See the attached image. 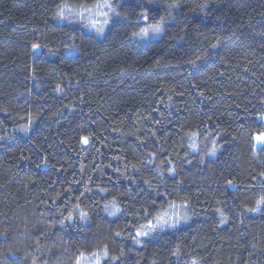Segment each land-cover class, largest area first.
Returning a JSON list of instances; mask_svg holds the SVG:
<instances>
[{"label": "trees", "instance_id": "obj_1", "mask_svg": "<svg viewBox=\"0 0 264 264\" xmlns=\"http://www.w3.org/2000/svg\"><path fill=\"white\" fill-rule=\"evenodd\" d=\"M109 2L0 0V264H264V0Z\"/></svg>", "mask_w": 264, "mask_h": 264}, {"label": "snow or ice", "instance_id": "obj_2", "mask_svg": "<svg viewBox=\"0 0 264 264\" xmlns=\"http://www.w3.org/2000/svg\"><path fill=\"white\" fill-rule=\"evenodd\" d=\"M63 7L64 6H61V13H60L61 16L63 15ZM95 7L97 9H99L101 7L108 8V9H111L112 10V12H113L114 15H117V16L120 15V13H118V12L115 11V9L113 8L112 3H110L109 0H102V4H96ZM85 11H91V10L86 8ZM101 14L103 16H105V17L108 16V13L107 12H103ZM103 23H108V20L105 19L103 21ZM162 24H163V19L161 20V23L160 24L143 28L140 32L133 33V35L140 36V37H147L150 33H156V32L161 31ZM35 47H39V45H36ZM261 119H264V115L261 116ZM255 139L260 142L261 148L264 149V135H260V136L256 137ZM84 142L87 143L88 141L85 139ZM261 202H264V198H262V201ZM113 214H115V213H113ZM81 215L83 216L85 214L84 213H81ZM68 219H71V216H69ZM156 221H157L156 224L149 223V224L143 226V229L141 231L137 232V236H147L149 234V232L155 231L157 228H162L164 226H172V227L175 226L174 224H169V221L167 219H165L164 217H157L156 218ZM117 235H119V233H117ZM98 255H99L98 253H94L93 254V257L95 258ZM83 259H85V258L82 256L81 257V260H83ZM78 264H79V262H78ZM97 264H98V262H97ZM193 264H196V261H193Z\"/></svg>", "mask_w": 264, "mask_h": 264}]
</instances>
